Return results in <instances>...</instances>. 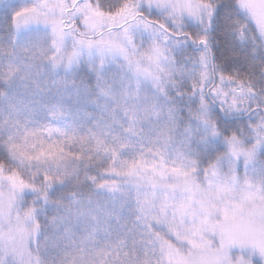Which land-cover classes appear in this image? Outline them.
Wrapping results in <instances>:
<instances>
[{
	"label": "snow or ice",
	"instance_id": "6c2138e0",
	"mask_svg": "<svg viewBox=\"0 0 264 264\" xmlns=\"http://www.w3.org/2000/svg\"><path fill=\"white\" fill-rule=\"evenodd\" d=\"M0 264H264V0H0Z\"/></svg>",
	"mask_w": 264,
	"mask_h": 264
}]
</instances>
